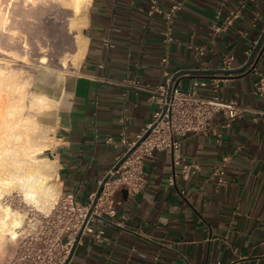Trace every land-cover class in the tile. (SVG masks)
I'll return each mask as SVG.
<instances>
[{"label": "crops", "instance_id": "0c3cea01", "mask_svg": "<svg viewBox=\"0 0 264 264\" xmlns=\"http://www.w3.org/2000/svg\"><path fill=\"white\" fill-rule=\"evenodd\" d=\"M180 1L173 40L163 41L162 14H146L148 0H87L83 53L68 81V94L54 116L55 186L86 202L124 151L160 109L159 85L180 72L178 86L194 79L204 96L217 93L242 107L225 124L214 113L207 131L181 138L180 158L198 168L183 178L167 150L142 161L145 184L136 192L117 190L84 232L72 264H264V98L254 92L256 75L244 68L264 30V0H242L233 24L210 40L209 26L241 0ZM84 17V16H83ZM85 38V39H84ZM189 44L203 45L199 55ZM166 55L167 63L160 59ZM231 55V72H220ZM264 73V38L256 52ZM218 78L214 90L211 78ZM222 165L221 185L210 176Z\"/></svg>", "mask_w": 264, "mask_h": 264}, {"label": "built area", "instance_id": "2783aa9c", "mask_svg": "<svg viewBox=\"0 0 264 264\" xmlns=\"http://www.w3.org/2000/svg\"><path fill=\"white\" fill-rule=\"evenodd\" d=\"M180 5L181 2L177 1L163 8L159 0H148L146 14L163 15L165 28L161 33L166 43L173 40L172 24ZM242 6L241 0L235 8L229 9L222 16L219 11L216 12L215 21L209 26L210 40L231 27ZM189 46L199 55L204 54L203 45ZM247 54L246 68L249 73L256 75L253 83L254 92L264 98V73L259 69L256 53L253 55V51L250 50ZM232 59L231 55L225 56L220 69H230ZM167 60V56L164 55L160 62L166 64ZM163 73L165 84L158 86L162 93L160 109L153 114L151 122L135 141L121 139L124 151L117 161L128 150L131 149V152L115 170L111 168L108 171V178L103 182L98 195L96 196V191L91 192L86 202H80L73 193H61L47 212H31L22 233L17 238L12 254L2 264H72L68 256L73 244L84 232H93L89 224L104 211L105 206L109 205L110 211H113L114 193L120 188L136 192L145 184L142 174V161L145 156L152 155L156 150H167L172 155L173 163L179 165L181 176L186 179L198 166L181 160L179 153L181 138L188 133L207 131L209 120L214 113H221L225 124H228L243 112V107L234 99H224L217 93L202 95L197 88L201 82L197 79L193 80L190 88L181 89L178 82L175 84V79L171 81L172 76L165 69ZM211 83L215 90L218 78L212 77ZM210 176L216 180L217 185L223 184L224 167L222 165L214 167ZM90 207L92 213L83 225ZM93 233L94 238L100 240L104 231L99 228Z\"/></svg>", "mask_w": 264, "mask_h": 264}, {"label": "bare ground", "instance_id": "6f19581e", "mask_svg": "<svg viewBox=\"0 0 264 264\" xmlns=\"http://www.w3.org/2000/svg\"><path fill=\"white\" fill-rule=\"evenodd\" d=\"M26 1L34 3L36 0ZM62 1L74 15L82 12L81 7L88 3L87 0ZM5 13L0 8V29L3 32H7L8 19ZM10 33V38H13L14 32ZM83 47L84 42H80L72 56L73 63L77 64ZM11 54L16 55L13 52ZM2 59L8 61L0 56ZM61 85L62 80L57 74L51 73L29 101V108L34 112L23 115L22 109L26 105L22 83L0 73V245L7 239L17 238L18 230L25 221V214L14 209L5 201V197L15 191L25 203L45 210L58 192L50 180L53 162L42 153L53 142L48 130L51 127L50 117L55 114L63 93Z\"/></svg>", "mask_w": 264, "mask_h": 264}, {"label": "rangeland", "instance_id": "374dc122", "mask_svg": "<svg viewBox=\"0 0 264 264\" xmlns=\"http://www.w3.org/2000/svg\"><path fill=\"white\" fill-rule=\"evenodd\" d=\"M0 8L1 11L6 12L8 19L7 32L0 29V56L8 59V61L0 60V73L22 83L26 105L22 109L23 115L34 112L29 108V101L51 73L57 74L62 80L63 93L57 111L66 99L68 81L76 65L72 62V56L76 53L78 44L83 42L85 6L81 7L82 12H78L77 15H74L62 0H36L34 3L26 0H0ZM9 31L14 32L13 38H10ZM12 52L16 53V57L11 54ZM55 114L50 117L51 127L48 130L52 137ZM42 154L47 155L46 151ZM50 180L56 182L53 176ZM59 194L58 191L45 210H39L25 203L21 195L15 191L5 197V201L25 214V224L31 212H47ZM23 227L17 234L22 233ZM17 238L7 239L0 245V264L12 254Z\"/></svg>", "mask_w": 264, "mask_h": 264}, {"label": "water", "instance_id": "95a60500", "mask_svg": "<svg viewBox=\"0 0 264 264\" xmlns=\"http://www.w3.org/2000/svg\"><path fill=\"white\" fill-rule=\"evenodd\" d=\"M263 38H264V30H263V32H262V34H261V36L259 37V39L257 40V42H256V44H255V46H254V48H253V55L257 52V49L259 48V46H260V44H261V42H262V40H263ZM244 68H246V66H244ZM220 72H231V71H235V70H219ZM179 73L180 72H177L176 74H174V75H172V77H171V81H173L174 79H175V84L178 82V78H176L178 75H179ZM139 142V140L136 142V144ZM135 144V145H136ZM131 152V149L130 150H128L114 165H113V167H112V170H115L116 168H117V166L125 159V157L129 154ZM108 178V174H106L104 177H103V179L101 180V183L99 184V186H98V188H97V190H96V196L98 195V193H99V191H100V189H101V187H102V184H103V182L106 180ZM91 213H92V208L90 207L89 208V210H88V212H87V214H86V217H85V220H84V222H83V225L85 224V222H86V220L88 219V217L91 215ZM93 216H96L95 214H92ZM81 230H82V228H81ZM81 230H80V232H79V235H80V233H81ZM75 245H76V242L73 244V246H72V248H71V251H70V254H69V256H68V259H70L71 258V255H72V253H73V250H74V248H75Z\"/></svg>", "mask_w": 264, "mask_h": 264}]
</instances>
